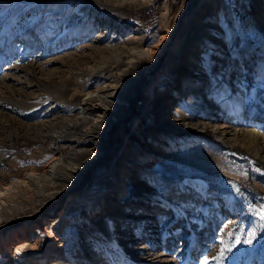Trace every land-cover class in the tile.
<instances>
[{
    "label": "rangeland",
    "instance_id": "1",
    "mask_svg": "<svg viewBox=\"0 0 264 264\" xmlns=\"http://www.w3.org/2000/svg\"><path fill=\"white\" fill-rule=\"evenodd\" d=\"M194 1L0 0V190L29 174L43 183L37 179L56 156L68 164L80 152L76 160L83 161L96 142L106 152L110 133L113 139L78 190L85 202L71 203L74 190L0 230V264H88L85 254L93 249L106 251L112 264H127L125 256L135 259L134 243L142 239L163 240L173 264H203L205 257L209 264H264V220L257 214L264 207V0H198L189 9ZM166 8L174 30L156 62L152 53L167 37ZM75 15L82 17L67 28ZM104 33L114 52L96 47ZM138 46L150 53L127 59ZM174 47L184 49L183 59ZM101 113L107 117L89 136L50 139L66 120L95 121ZM107 119L118 121L108 142L98 134ZM129 169L115 208L123 219L108 242L95 230L100 209L91 203L100 197L106 205V192ZM198 182L204 187L193 185ZM136 191L153 201L138 199ZM23 194L28 199L32 192ZM151 207L161 210L164 228L153 238L151 223L137 220ZM129 228L137 236L132 244ZM13 230L23 242L8 250ZM52 232L56 251L35 260L45 256Z\"/></svg>",
    "mask_w": 264,
    "mask_h": 264
},
{
    "label": "bare ground",
    "instance_id": "2",
    "mask_svg": "<svg viewBox=\"0 0 264 264\" xmlns=\"http://www.w3.org/2000/svg\"><path fill=\"white\" fill-rule=\"evenodd\" d=\"M152 1L154 2V0ZM167 10L168 9L166 8L165 12L163 13V16L165 18V24L164 23L163 24H164L165 32H167V37H165L164 42L161 41L160 45L157 46L156 48L157 52L152 53L156 55V60H155L156 62H157V59H159L166 51L167 45L168 43H170V38L174 30V29L170 30L167 27V23H166L167 18H168ZM196 15L197 13L195 14V16ZM81 17H82L81 15L73 16L70 22L68 23L67 28H71L74 24L78 22V20L81 19ZM180 18H182V14L178 16V22L180 21ZM116 23H119L121 26L125 25V22L122 19H117ZM109 40L110 39L107 36V33L99 35L95 40L96 47H101L102 45H104L107 51L114 52L115 48L113 46H109L110 45ZM143 49L144 48L141 49L138 46L134 48L131 52H128L125 55H127V59L130 58L131 61H133L134 59H136V57L141 58V57H144L145 54L150 53V51L145 52ZM172 52H174V54L176 55V58L183 59L184 49L176 50V48L174 47L172 49ZM190 52L191 50H189V54H191ZM122 54H124V52ZM123 61L124 60H122V57L116 56L117 64H122ZM104 113L105 112H103V114ZM103 114L101 113V115H98L97 117L98 119L95 121H93L94 119L88 120L89 118L83 119L80 117L66 120L62 129L58 132H54L53 133L54 135H52L50 139L52 141H60L63 139L65 140L67 139V142L68 140L72 142L71 140L76 138L77 136H81V138H84L85 136H89L90 134H92L93 129L98 124V122L101 121L100 119L107 117ZM124 116L125 115H123L121 118H123ZM116 122L118 121L116 120L112 121V120L107 119L106 126L100 128V131L98 133L99 136L105 137L106 141L108 142L107 136L109 135L111 129H113V126ZM43 125L40 124L39 126L43 127ZM137 128H140L139 124L137 125ZM239 134H241V132L236 130L234 131L233 136L237 137L239 136ZM245 136L258 139L260 135L257 133H253V132H249V133L246 132ZM79 154L80 152H76L74 154V157L70 158V161L68 160L69 161L68 164L65 163L66 161L64 162V159L61 156H56L46 166L44 173L43 174L41 173L42 177L37 179V180H44L43 183L33 182L35 175L29 174L25 177V179L16 180L12 182L7 188L0 190V197L4 196L6 197L7 200H9V201L6 200L7 202H5L3 200L4 198L3 199L0 198V205H1L0 206V230L9 227L11 223H13L14 221L25 223L27 220L38 215L39 212H42V209L45 208L46 205L54 201H58L62 195L64 194L67 195L70 192H74V190L75 192L71 195V198H70L71 203L75 202L79 204V203L85 202L86 198L85 196H82L83 188L80 191H78L80 189L79 186L83 187L84 180L89 174L88 172L92 168L94 169V166L103 158V155L105 154V147L101 144V141L96 142L93 147L92 155L87 157L83 161L76 160V156ZM256 156L258 157L259 154L256 153ZM59 171H63L61 175L58 174ZM131 171L132 170L129 169V170H126L124 174L122 173L123 175L115 191L106 192L107 193V196H106L107 204L106 205H103L104 204L103 202H105V200H101L100 197H98V199L94 197V200L91 203V204L94 203L93 207L95 209L97 208L100 209L96 212L95 216L93 217V218H98L99 220L101 219L99 223H94L95 230L97 232H100V234H102L103 236H105L108 242L114 241L113 240V227L116 224H118L121 221V219H123L121 215L116 213L115 208L118 206V204L122 200V197L124 195V192H123L124 186L127 185L128 178L130 177V175H132ZM193 185H198V187H202V188L204 187V184L201 182L194 183ZM26 189L32 192V195L30 196V198L28 197V199L25 197L26 194H23L24 196L22 195V193L25 192ZM135 197H137L138 199L140 198L144 199L145 197L146 198L145 200L153 201L151 196H146L144 195V193L139 192V191H136ZM20 199H25V200H23L22 202L18 201ZM9 203H12V204H9ZM100 206L101 208H99ZM147 210H148L147 213L141 214L139 217H137V220L150 222L151 225H150L149 231H152L151 237L152 238L158 237L157 234L159 232L164 233V228H162V225L158 224L159 217L157 214L160 213L161 210L160 209L158 210L157 208H154V207L148 208ZM93 218L88 217L87 220L92 221ZM58 220L59 218L57 219V221ZM214 225L216 224L214 223ZM204 231L205 230L203 229V232ZM134 233H135V229L127 230L126 232L127 237H128L127 241H129V243L131 242L134 243L133 240L134 238L137 237L135 236ZM11 238H12L11 241L8 244H6L5 247L8 250H15V245L17 244L16 241H22L23 237L21 238L18 237L16 234V231L13 230ZM50 239H51V242L49 244V249L47 250L45 256L39 259H35V260L44 261L47 258H50L54 254V252L56 251L57 238L53 232L51 233ZM138 241L139 242L137 244L134 243V245L137 246L135 248L139 250V253H138L139 255L137 254L138 256L135 259H131L129 256H125L126 258L125 262L127 264L129 262H133L134 260L137 261L138 264H143L141 261H144V260L153 262L151 264H173L172 258L174 257V254L171 253L170 249L167 247V245L165 244L163 240L161 242L158 240H154V239L151 241L150 240L146 241L145 239L138 240ZM182 250L184 249L182 248ZM107 255L108 253L106 251H102V250L99 251V250H94V249L89 250V252L85 254L86 256L85 261L88 264H112L109 261V258H108L109 255L108 256ZM25 259L31 262H33L34 260L30 257H26Z\"/></svg>",
    "mask_w": 264,
    "mask_h": 264
},
{
    "label": "water",
    "instance_id": "3",
    "mask_svg": "<svg viewBox=\"0 0 264 264\" xmlns=\"http://www.w3.org/2000/svg\"><path fill=\"white\" fill-rule=\"evenodd\" d=\"M197 2H198V0H195L194 3L191 5V7H190L189 9L193 8ZM188 12H189V10L187 11V14H188ZM187 14H186V15H187ZM180 26H181V24H179V27H180ZM174 35H175V32H174ZM172 38H173V37H172ZM166 55H167V52H166V54H165L164 57H166ZM160 63H161V62H159L158 65H157V69L155 70L156 72H157V71L159 70V68H160ZM150 76H151V75H150ZM149 80H150V77L148 78L147 83L149 82ZM145 85H146V83L141 87V89L139 90L138 95H137V97H136V99H135L134 101H136V100L140 97V95H141V93H142L143 88H144ZM131 115H132V112H130L129 114H127V116L122 120L121 124H117V125H118V126H122L123 124H125L126 120H128V119L131 117ZM109 136H110V137H109V138H110V142H109L108 145H107V150H106V152H105V156H106V155L108 154V152L110 151V146H111L112 141H113L112 136H111V133H110ZM105 156H104V157H105ZM101 161H102V159H101L97 164H99ZM79 188H81V187L79 186Z\"/></svg>",
    "mask_w": 264,
    "mask_h": 264
},
{
    "label": "snow or ice",
    "instance_id": "4",
    "mask_svg": "<svg viewBox=\"0 0 264 264\" xmlns=\"http://www.w3.org/2000/svg\"><path fill=\"white\" fill-rule=\"evenodd\" d=\"M257 214L260 216L261 220H264V207L260 208L257 211ZM246 243H252L251 240L245 241ZM223 258V253L220 254V256L218 257H213V259H222ZM203 264H209V259L207 257H205Z\"/></svg>",
    "mask_w": 264,
    "mask_h": 264
},
{
    "label": "built area",
    "instance_id": "5",
    "mask_svg": "<svg viewBox=\"0 0 264 264\" xmlns=\"http://www.w3.org/2000/svg\"><path fill=\"white\" fill-rule=\"evenodd\" d=\"M179 0H154V4H156L157 6H160V3H178Z\"/></svg>",
    "mask_w": 264,
    "mask_h": 264
}]
</instances>
